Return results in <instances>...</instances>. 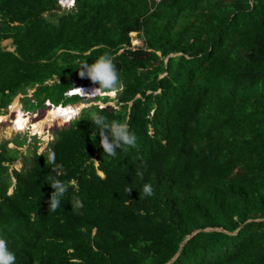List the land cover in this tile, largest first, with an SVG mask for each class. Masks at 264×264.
Returning a JSON list of instances; mask_svg holds the SVG:
<instances>
[{
    "label": "trees",
    "instance_id": "trees-1",
    "mask_svg": "<svg viewBox=\"0 0 264 264\" xmlns=\"http://www.w3.org/2000/svg\"><path fill=\"white\" fill-rule=\"evenodd\" d=\"M73 1L0 0V113L18 94L33 112L80 102L67 95L92 84L80 64L106 52L123 84L44 151L36 136L26 153V137L1 144L0 237L15 264H264V0ZM92 113L126 121L138 147L105 155ZM50 151L69 185L55 212ZM145 183L154 195L140 199Z\"/></svg>",
    "mask_w": 264,
    "mask_h": 264
},
{
    "label": "clouds",
    "instance_id": "clouds-1",
    "mask_svg": "<svg viewBox=\"0 0 264 264\" xmlns=\"http://www.w3.org/2000/svg\"><path fill=\"white\" fill-rule=\"evenodd\" d=\"M71 2L72 5L74 1L71 0ZM78 69L79 76L81 78L90 79L92 84L85 86L82 84L78 85L76 82H74L75 86L67 92L68 96L78 95L82 98H97L98 96L103 95H114L116 92L121 91L123 88L117 65L114 63V57L109 52L101 54L91 64L87 63V61H84L80 64ZM96 84H98L99 87ZM92 85L96 86V88L90 90V95L86 94L84 89L78 88L80 86L91 87ZM60 105L63 104H59L57 106ZM46 106L47 108H50L55 107L56 105L51 103L50 101H46L45 107ZM20 110L23 114H32L37 112L38 109L35 112L26 111L24 110L20 100ZM75 117L76 116L68 118L67 122L70 123V121ZM89 120L93 124L92 136L96 137L97 134L99 135L100 146L103 148V152L105 155L115 157L117 154V149L127 150L128 147H138V137L134 131L130 130L129 124L126 121L122 122L119 120H112L109 122L107 118L100 113H92ZM14 125L16 126V124ZM45 159L46 165L50 167L52 169V173H54L53 175L49 176L47 183L53 189L50 200L48 201L49 211L55 212L58 208L61 207V204L64 201V196L69 190V185L67 182L59 179L56 175L62 170L63 166L61 164H57L55 153L50 151ZM99 173L101 175H104L102 171H99ZM135 175L143 179L144 174L143 171L137 169ZM71 183L75 185V181H72ZM126 191L127 193H129L132 191V188H128ZM152 195H154V188L152 184L145 183L142 190L140 191V199H144ZM69 202L71 203L72 210L75 212H78L84 207L82 200L77 195H73ZM15 261V253L9 249L6 239L0 237V264H15Z\"/></svg>",
    "mask_w": 264,
    "mask_h": 264
},
{
    "label": "rangeland",
    "instance_id": "rangeland-1",
    "mask_svg": "<svg viewBox=\"0 0 264 264\" xmlns=\"http://www.w3.org/2000/svg\"><path fill=\"white\" fill-rule=\"evenodd\" d=\"M60 3L63 6L69 7L71 6L72 2L71 0H60ZM132 43L134 45H138L141 43V41L138 40L136 36L135 39H132ZM2 44L10 49H13L11 45V39L4 40ZM32 92L33 89H30L28 91V95L30 96ZM115 95L116 93L114 95H109L110 100L107 102H104L100 99L98 100L96 97H85L77 104H71L67 106H69L71 110L72 109L74 110L71 116L77 117L81 112L79 110L82 106L87 107L94 104H98L99 106L103 107L102 105H100V103L101 104L104 103L105 106L106 105L114 106L116 104ZM21 97H23L22 94L16 95L13 98L10 105H8L5 110L1 111L2 113L0 114V147L1 144L6 140L10 141L8 144L9 147H16V144L14 143L13 140L17 138L22 139L23 137H26L27 138L26 143L19 146V151L21 153H26L27 150L33 149L34 139H32V136H36L38 152L44 151L47 149L48 142L53 139V135L56 129H60L69 124L67 122L68 118L65 117L52 118L50 116V110L52 108L51 107L47 108V106L46 107L44 106L39 108L35 113L24 114V116H22V118H24L23 119L24 123L22 127L17 125L15 126L14 124H16V119H17L16 115L18 114V111L16 110L17 103H19L20 106ZM38 126H43V130L40 128L39 133L34 132L38 128ZM21 165H22L21 157H19V159H17V161L12 165V167L20 168ZM11 190L12 189L10 188L9 192H11Z\"/></svg>",
    "mask_w": 264,
    "mask_h": 264
},
{
    "label": "bare ground",
    "instance_id": "bare-ground-1",
    "mask_svg": "<svg viewBox=\"0 0 264 264\" xmlns=\"http://www.w3.org/2000/svg\"><path fill=\"white\" fill-rule=\"evenodd\" d=\"M78 88L84 89L85 93L90 95L91 94L90 90L93 89V88H96V86H93V85L91 87H89V86H87V87L80 86ZM76 93H78V92H76ZM51 108L52 109L50 110V116L52 118H56V117L71 118L72 117L71 114L74 111L73 109L71 110V108L69 106H67V105L66 106L60 105V106H55V107H51ZM16 110L18 111V114L16 115V117H17L16 125L22 127V125L24 123V121H23L24 118H22V116H24V114L21 113L19 103H17Z\"/></svg>",
    "mask_w": 264,
    "mask_h": 264
},
{
    "label": "water",
    "instance_id": "water-1",
    "mask_svg": "<svg viewBox=\"0 0 264 264\" xmlns=\"http://www.w3.org/2000/svg\"><path fill=\"white\" fill-rule=\"evenodd\" d=\"M131 37H132V39H135V38H136V32H132V33H131ZM102 104H103V105H102ZM102 104L100 103V105L105 106L104 103H102ZM83 107H84V106H82V107L80 108L79 111H81V109H82Z\"/></svg>",
    "mask_w": 264,
    "mask_h": 264
}]
</instances>
